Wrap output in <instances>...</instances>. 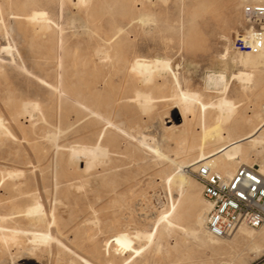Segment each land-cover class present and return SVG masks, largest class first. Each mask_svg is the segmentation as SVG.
Segmentation results:
<instances>
[{"label":"rangeland","instance_id":"obj_1","mask_svg":"<svg viewBox=\"0 0 264 264\" xmlns=\"http://www.w3.org/2000/svg\"><path fill=\"white\" fill-rule=\"evenodd\" d=\"M241 6V0H0V214L18 212L24 202L37 198L49 221L43 229L52 237L28 253L23 239L18 245H0V264H119L129 255L126 264H264V240L255 248L239 233L243 228L259 236L264 224L241 226L222 238L206 234L209 203L192 176L194 164L183 167L188 191L180 194L165 183L177 163L191 162L197 152L175 148L172 138L159 142L160 130L170 131L172 106H178L171 99V72H157L154 81L142 85L152 88L153 97L143 107L127 98L135 78H122L118 70L128 73L135 58L145 63L165 59L181 88L211 101L222 91L206 90L204 84L220 88L228 80L231 110L264 119V93L257 96L264 87V62L248 67L243 59L249 51L233 47L244 27ZM33 9L44 12L29 21L25 14ZM46 16L45 30L41 22ZM115 28L121 31L114 34ZM101 60L108 66L100 67ZM238 70L251 73L249 80L230 79ZM102 74L110 90L101 95L116 98L108 114L109 146L116 159L95 164L81 176L87 178L84 188L77 189L73 89L78 80L91 86ZM23 102L36 107L21 109ZM196 120L194 116L189 126L198 132ZM100 124L92 123L85 134L97 133ZM250 144L242 142L250 153L233 171L240 165H264V145ZM149 145L157 146L161 156ZM172 200L178 222L193 232L159 224L154 241L143 245L135 233L150 229ZM200 210L204 219L197 225ZM18 214V221L0 220V225L26 226Z\"/></svg>","mask_w":264,"mask_h":264},{"label":"bare ground","instance_id":"obj_2","mask_svg":"<svg viewBox=\"0 0 264 264\" xmlns=\"http://www.w3.org/2000/svg\"><path fill=\"white\" fill-rule=\"evenodd\" d=\"M79 1L83 2L84 0ZM43 12V10L33 9L29 14H25V17L29 21H35L36 15H41ZM138 18L140 19V17ZM48 21L49 18L47 16L42 19V28L45 27V30L49 28V25L47 24ZM119 31H121L120 28H115L114 34L118 33ZM109 39L110 37L105 38V40ZM245 54L244 55L246 57L244 56L243 61L246 66L248 65L249 67V64L251 67L255 64L261 66L260 64L264 62V44L259 48V50L255 52L249 51ZM106 55L107 54H105V57ZM239 57L240 56H238V58ZM239 59L241 61V57ZM102 61L103 60L99 61V66L107 67L108 64H103ZM240 61L238 63L241 64ZM127 67L128 73H125V70H122V67L118 69L123 72L122 78H135L137 84L132 85V89L134 90L133 94L126 97L133 99L143 107L150 105L153 97L151 95L152 88L150 86L148 88H144L142 85H147L154 81L157 77V72H171L173 77L175 92H173L171 95V99H173V101L175 99L174 103L176 102L178 106L172 104V108L174 110L172 111L171 118L167 120L170 122V126H167L170 127V131L166 133L165 130L161 129L158 134L159 142H165L166 140L172 138L174 139L173 142L175 144V148H180L181 150L185 151L195 149L197 152L195 157L191 159V162L186 161L184 165L183 163H177L172 172L166 174L164 180L169 189L174 187L180 194L189 190V178L184 173L185 170L183 167L193 164L195 165L197 161H203L205 164L210 165V167L220 171L224 175H230L232 172H234L233 169L235 166L242 163L245 157H247L250 153L249 149L246 150L243 148V141H248L251 143L250 145L256 147L264 145V119H260L259 114L257 113L249 116H237V112H233L231 110L230 98L226 96L228 80H225L220 88L217 86L215 87L213 85L204 84L206 90L222 91L221 94L217 95L215 100L211 101V99L204 100L201 94L197 93L196 91H192L187 88H181L178 76L170 69L169 62L165 59H156L145 63L140 58H135L132 62H129ZM238 72L232 74V76L230 75V79L236 78L243 82L245 80H249L248 78L251 76V73L248 71L239 70ZM108 83L109 81L106 80L105 74H102L99 77V80L95 79L93 81L91 86L80 84V80H78L73 89L75 100V114L73 116V122H77L78 124L74 129L76 144L73 146L75 147L73 156L78 161V168L75 172V178H78L79 180L74 184L77 189L84 188V181H86L87 178L81 179V176L84 175V173L88 174L89 170L93 168L95 164L106 165L110 161L116 159L115 157L111 156L115 151L110 148L109 145L113 143V140L109 139L108 137V134L111 132V130L108 128V124L110 123L108 116L110 102L116 98H114L113 95L111 97H103L100 93L101 91L106 92L110 90ZM263 93L264 87L260 88L257 96L260 97ZM30 107L33 109L36 107V104H29L27 102H23L21 104V109H27ZM194 116L197 117L195 124L197 125L196 128L198 132L189 126ZM82 118H85V121L83 124L79 125V122ZM175 121H180L181 123L176 124ZM100 122L103 123L100 124ZM92 123H96L97 125L100 124L101 127L98 129L97 133L92 132L90 135H86L84 129H91L90 126ZM179 125L182 126L179 127ZM242 127H247L248 129L246 131L240 130ZM141 136L142 135H140V139L143 137ZM137 138L138 137L136 136V139ZM144 138L141 139L142 142ZM149 147L152 149V152L156 153V156L159 157V148L153 145H149ZM139 152L141 153V150H139ZM81 162L83 163L82 166ZM259 171L263 172L262 174L264 175L263 164H260ZM11 174H9V176H11ZM25 193L26 191H19L20 195H24ZM23 205L24 206H22V209L18 212L14 210L15 212L13 211L0 214V220H8V222L18 221L14 218L17 217L15 216L17 213L26 219V226L22 228H17L12 225H0V245L5 247H8L9 245H18L21 244V240L23 239V241H27L28 243L23 247V250L27 251L28 253L40 243L48 242L52 237L47 227L46 229H43V224L48 225L49 221L46 218L42 203L37 198L33 197L30 201L24 202ZM203 211L204 210H200L195 214V222L197 225H200L203 222ZM179 219L180 217H178L176 214V202L172 200L171 204L166 208V210L158 213L150 229L137 231L135 233V237L137 239L144 240L145 242L143 245L151 244L155 239L156 226L159 224H163L165 228L173 226L182 227V229H184V231L182 230L183 233H187V235L191 234L193 229L188 226H182L178 222ZM240 227L241 226L238 228ZM261 231L262 232L259 236H254L243 228L239 229L240 237L250 238L255 248L259 247L258 241L264 240V229ZM206 234L210 237L212 236L207 232V230ZM142 248L143 247L141 245L137 251L140 252ZM130 256L131 255L124 258L119 264H126L130 260ZM84 264L90 263L84 261Z\"/></svg>","mask_w":264,"mask_h":264},{"label":"built area","instance_id":"obj_3","mask_svg":"<svg viewBox=\"0 0 264 264\" xmlns=\"http://www.w3.org/2000/svg\"><path fill=\"white\" fill-rule=\"evenodd\" d=\"M241 4L244 27L233 47L255 52L264 44V0H241ZM261 111L264 113V101ZM193 170L192 176L209 203L205 228L210 235L227 237L239 226L255 228L264 224V175L259 169L240 165L230 175H224L197 161Z\"/></svg>","mask_w":264,"mask_h":264}]
</instances>
